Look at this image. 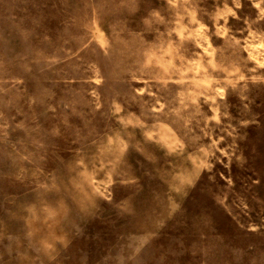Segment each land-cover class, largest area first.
Masks as SVG:
<instances>
[{
    "label": "rangeland",
    "instance_id": "obj_1",
    "mask_svg": "<svg viewBox=\"0 0 264 264\" xmlns=\"http://www.w3.org/2000/svg\"><path fill=\"white\" fill-rule=\"evenodd\" d=\"M0 264H264V0H0Z\"/></svg>",
    "mask_w": 264,
    "mask_h": 264
}]
</instances>
